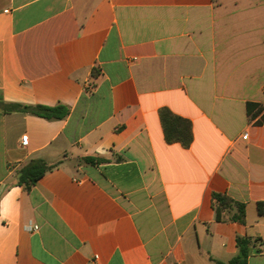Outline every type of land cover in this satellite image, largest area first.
I'll return each mask as SVG.
<instances>
[{
    "label": "crops",
    "instance_id": "obj_1",
    "mask_svg": "<svg viewBox=\"0 0 264 264\" xmlns=\"http://www.w3.org/2000/svg\"><path fill=\"white\" fill-rule=\"evenodd\" d=\"M162 108L192 123L189 148ZM34 159L53 168L27 190ZM259 204L264 0H0V264H215L237 237L264 264Z\"/></svg>",
    "mask_w": 264,
    "mask_h": 264
},
{
    "label": "trees",
    "instance_id": "obj_2",
    "mask_svg": "<svg viewBox=\"0 0 264 264\" xmlns=\"http://www.w3.org/2000/svg\"><path fill=\"white\" fill-rule=\"evenodd\" d=\"M254 104L248 103L247 109L250 114ZM12 110L23 111L46 119H64L69 114V108L65 106H31L13 104ZM160 120L164 130L165 140L168 144L180 143L184 148H189L193 142L192 123L180 116L173 114L169 109L162 108L159 112ZM83 161L87 164H98L105 160L93 157H85ZM53 168L46 165L43 160L34 159L25 164L18 171V184L30 190ZM214 200L219 208L228 214L230 221L244 223L246 219V207L224 194H214ZM259 212L264 215V207L259 204ZM258 239L251 237H237L236 243L238 253L228 262L214 260L215 264H248L252 249L256 246Z\"/></svg>",
    "mask_w": 264,
    "mask_h": 264
},
{
    "label": "built area",
    "instance_id": "obj_3",
    "mask_svg": "<svg viewBox=\"0 0 264 264\" xmlns=\"http://www.w3.org/2000/svg\"><path fill=\"white\" fill-rule=\"evenodd\" d=\"M244 137H247V135H245ZM22 146H27L28 144V136H23L22 137ZM38 229V226H34V230H37Z\"/></svg>",
    "mask_w": 264,
    "mask_h": 264
}]
</instances>
